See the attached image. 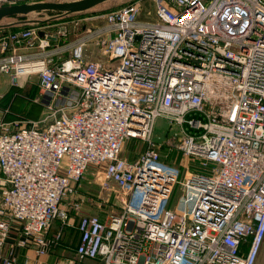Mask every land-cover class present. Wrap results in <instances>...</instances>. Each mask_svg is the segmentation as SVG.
<instances>
[{
  "label": "built area",
  "instance_id": "built-area-1",
  "mask_svg": "<svg viewBox=\"0 0 264 264\" xmlns=\"http://www.w3.org/2000/svg\"><path fill=\"white\" fill-rule=\"evenodd\" d=\"M140 13L138 1L121 5L70 40L65 26L0 30V73L17 87L36 75L31 101L43 106L36 120H0V264H17V250L39 258L60 245L81 208L62 202L88 170L101 189L119 190L121 206L106 221L81 214L78 260L255 263L264 239V0H153L146 15L155 19ZM159 118L169 128L156 141ZM131 139L145 144L132 159L122 156ZM160 147L187 163L168 162Z\"/></svg>",
  "mask_w": 264,
  "mask_h": 264
},
{
  "label": "rangeland",
  "instance_id": "rangeland-1",
  "mask_svg": "<svg viewBox=\"0 0 264 264\" xmlns=\"http://www.w3.org/2000/svg\"><path fill=\"white\" fill-rule=\"evenodd\" d=\"M43 1H69V0H43ZM138 1L143 5L144 16H146V10L153 7V0H108L104 3H101L85 12L73 13L65 16H57L54 12L51 11H40L27 14V21L20 22L16 19L6 18L1 21L3 28L11 24L19 25L23 27H39L45 29H56L58 26H65L70 30L67 39L70 40L74 38L79 32L83 31L85 28L93 27L96 24L100 23L103 19V15L117 8L121 5ZM151 16H148L149 19ZM141 18V17H140ZM143 19V18H141ZM8 91L5 95L8 96V102L12 101L15 97H20L25 102V107L27 109V115L31 117H37L42 114L43 109L38 108V114L33 115L28 113L29 108L32 107L34 102L31 101L35 95L38 93V79L36 75H33L29 79L20 78L19 86L8 85ZM41 105V104H40ZM29 118L24 114L18 115L16 119ZM169 124L165 119L159 118L156 121L154 127V138L156 141H160L168 132ZM145 149V144L138 142L136 140H128L123 147L122 156L126 158H134L141 151ZM160 153L163 158H167L168 162L174 161V163L181 168L182 165L186 164L187 159L182 157L180 154L175 152H169L160 147ZM182 169V168H181ZM115 190V191H114ZM119 190L113 188L112 191H106L101 189L100 185L95 181L92 171L88 170L83 178L80 180V183L77 184V193H70L67 198L62 202V207L66 205V202H76L79 201L81 204L80 211L74 212L70 218H74V224L80 218L81 214H92L98 215L102 220L106 221L110 213H117L120 209V202L115 199V195ZM175 197V195H174ZM172 198V201L174 199ZM173 202L166 204L165 208H171ZM58 221V220H57ZM69 228V229H68ZM74 227H67L66 229L70 230L68 237L72 236L76 229ZM64 239V233L60 240V244ZM78 260V259H77ZM79 261H89L93 264H99L96 260L83 259ZM255 264H264V239L260 246L259 252L256 257Z\"/></svg>",
  "mask_w": 264,
  "mask_h": 264
},
{
  "label": "crops",
  "instance_id": "crops-1",
  "mask_svg": "<svg viewBox=\"0 0 264 264\" xmlns=\"http://www.w3.org/2000/svg\"><path fill=\"white\" fill-rule=\"evenodd\" d=\"M151 9V8H150ZM140 17L143 19H147L144 16L143 5L141 4V13ZM155 19L153 14L149 18V20ZM0 30H6L3 28V24L0 25ZM9 80L6 74L0 73V120L1 121H11L17 120L18 115L24 114L29 117L28 119L36 120L40 116L31 117L27 115V109L25 107V102L20 97H15L12 101L8 102V96L5 95L8 91ZM43 109V106L37 103H34L31 108H29L28 113H32L33 115L38 114V108ZM8 109L7 112L5 110ZM75 211L70 212V214H74ZM72 216V215H71ZM71 226L75 229L74 218H70ZM59 225V222L55 220L52 224V229L50 233L54 232ZM69 229V228H68ZM65 229L64 239L61 244L54 248L50 253L45 256H41L37 258L31 249L17 250V264H93L89 261H79L76 258L74 248L78 241V232H74L72 236L68 237V233L70 230ZM7 246L3 249V255L6 254ZM245 252V250H243ZM93 261V260H92ZM94 262V261H93ZM100 264V263H99ZM255 264V263H254Z\"/></svg>",
  "mask_w": 264,
  "mask_h": 264
},
{
  "label": "water",
  "instance_id": "water-1",
  "mask_svg": "<svg viewBox=\"0 0 264 264\" xmlns=\"http://www.w3.org/2000/svg\"><path fill=\"white\" fill-rule=\"evenodd\" d=\"M108 0H69V1H35L23 2L14 5L0 6V22L7 18L16 15H26L33 12L53 11L60 15H69L73 13L85 12L101 3ZM40 36L43 35L39 31ZM51 40H55V36H50Z\"/></svg>",
  "mask_w": 264,
  "mask_h": 264
},
{
  "label": "trees",
  "instance_id": "trees-1",
  "mask_svg": "<svg viewBox=\"0 0 264 264\" xmlns=\"http://www.w3.org/2000/svg\"><path fill=\"white\" fill-rule=\"evenodd\" d=\"M51 12H53V11H51ZM35 13V12H34ZM55 13V15H57V16H65V15H60L58 12H54ZM27 17V14L26 15H16V16H12V17H7V18H12V19H16V21L18 20V21H20V22H26L28 19L26 18ZM6 19V18H5ZM0 25H1V22H0ZM6 27H4V29H5ZM23 28H26V27H23ZM19 29H22L21 28V26H19V25H13V24H11V25H9L8 27H7V29L6 30H11V31H15V30H19Z\"/></svg>",
  "mask_w": 264,
  "mask_h": 264
}]
</instances>
